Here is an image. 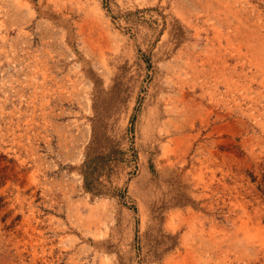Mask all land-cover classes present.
Returning <instances> with one entry per match:
<instances>
[{"label":"rangeland","instance_id":"rangeland-1","mask_svg":"<svg viewBox=\"0 0 264 264\" xmlns=\"http://www.w3.org/2000/svg\"><path fill=\"white\" fill-rule=\"evenodd\" d=\"M0 264H264V0H0Z\"/></svg>","mask_w":264,"mask_h":264}]
</instances>
